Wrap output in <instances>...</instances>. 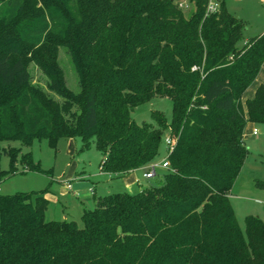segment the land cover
<instances>
[{"label":"trees","instance_id":"1","mask_svg":"<svg viewBox=\"0 0 264 264\" xmlns=\"http://www.w3.org/2000/svg\"><path fill=\"white\" fill-rule=\"evenodd\" d=\"M207 1L187 0L186 14L177 0H0V142L79 138L113 179L174 142L152 186L98 197L81 225L47 221L46 191L0 196V264H264V223L246 215L242 230L230 204L245 128L264 126V85L241 103L264 69V33L245 38L225 0L211 15ZM30 61L61 105L29 87ZM155 98L170 100V119L136 124L132 111ZM5 154L13 164L16 151ZM22 163L39 170L29 152Z\"/></svg>","mask_w":264,"mask_h":264},{"label":"rangeland","instance_id":"2","mask_svg":"<svg viewBox=\"0 0 264 264\" xmlns=\"http://www.w3.org/2000/svg\"><path fill=\"white\" fill-rule=\"evenodd\" d=\"M184 10L186 14L190 11ZM225 8L232 16L239 18L246 26L245 38H251L264 31V1L260 0H225ZM30 57V56H29ZM59 62L64 72L67 87L73 92L78 91L77 79L72 65L68 62L65 50H59ZM29 87L41 92L47 98L61 105L63 99L48 88L49 80L33 63L27 65ZM76 108L74 107L73 110ZM153 112L162 113L168 120L171 117V102L167 98H155L142 104L131 113V119L138 125L152 123ZM256 129L257 135H253ZM168 136V134L166 135ZM244 141L249 155L232 190L230 204L235 212L239 227L244 230L246 215L257 216L264 223V190L255 186L256 181L264 182V126L247 127ZM81 141L76 139H59L54 146L45 138H34L29 148H25L19 139L0 142V196L16 193H37L46 191L48 200L47 221H75L81 225L84 211L94 208L98 197L127 192L138 193L141 188L152 186L154 179L145 180L139 173L141 187L133 185L125 188L124 181L114 179L107 182L100 177L101 156L95 146L80 151ZM13 149L16 160L5 154ZM29 152L32 163L39 170L27 169L24 173L22 156ZM166 147L162 144L158 161L166 156ZM12 167L17 174L10 175ZM76 177L85 178L83 181ZM159 171H157L158 173ZM130 179V178H129ZM130 181V180H129ZM70 183L71 192L65 190Z\"/></svg>","mask_w":264,"mask_h":264},{"label":"built area","instance_id":"3","mask_svg":"<svg viewBox=\"0 0 264 264\" xmlns=\"http://www.w3.org/2000/svg\"><path fill=\"white\" fill-rule=\"evenodd\" d=\"M177 5L178 8L181 10H187L189 9V6L187 5V0H177ZM219 9V3L217 2V0H208L207 1V5H206V10H205V14L206 15H211L214 14L218 11ZM195 68H193L192 70H194ZM257 131L256 129H254L253 131V135H257ZM164 145L166 147V156L163 160L161 161H156L152 164H150L145 172L143 173V178L145 180H151L156 176L157 171L159 170H167L169 165H168V161H167V156L171 153L174 142L172 139H170L169 137H165L164 139ZM66 187L68 189H70V184H67Z\"/></svg>","mask_w":264,"mask_h":264},{"label":"crops","instance_id":"4","mask_svg":"<svg viewBox=\"0 0 264 264\" xmlns=\"http://www.w3.org/2000/svg\"><path fill=\"white\" fill-rule=\"evenodd\" d=\"M260 1H264V0H260ZM263 33H264V31L261 32V33H259V34H257V35H261V34H263ZM257 35H255V36H257ZM252 37H253V36H252ZM261 84L264 85V69H261V70H260V72H259L258 77L256 78V80L253 82V84H252V85L246 90V92L244 93V95H243V97H242V99H241V103H242L244 109H245V102H246L247 100H250V99L253 98L254 93H255V90H256L257 87H258L259 85H261ZM249 126H251V127H255V125L248 124V125L246 126L245 130H246L247 127H249ZM244 142H245V141H244ZM144 172H145V170L135 171V172H133V173L128 174L126 177H124V178H122V179H117V181H121V182L124 181L125 188H127V189H129V188L132 187L133 185H137V186H139V185H141V184L139 183V181H140L139 173H140V175H141V178H143V173H144ZM100 177H101L103 180L107 181V182H111V181L114 180V179H113L114 176L106 175V174H102V173H100ZM129 178H130V179H129ZM74 179H75V180L83 181L85 178H78V177H76V172H75V177H74ZM143 179H144V178H143ZM129 180H130V181H129ZM69 184H70V183H69ZM235 184H236V183H235ZM235 184H234V186H236ZM139 187H141V186H139ZM65 190H66L67 192H71V187H70V189H68V188L65 186ZM104 196H105V195H104ZM231 197H232V196H231Z\"/></svg>","mask_w":264,"mask_h":264}]
</instances>
